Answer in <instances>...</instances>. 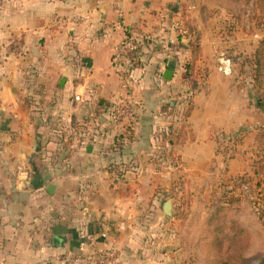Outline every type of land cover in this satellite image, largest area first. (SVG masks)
Returning a JSON list of instances; mask_svg holds the SVG:
<instances>
[{
  "label": "crops",
  "instance_id": "crops-1",
  "mask_svg": "<svg viewBox=\"0 0 264 264\" xmlns=\"http://www.w3.org/2000/svg\"><path fill=\"white\" fill-rule=\"evenodd\" d=\"M246 17L211 0H0V264H87L82 238L106 264H182L163 196L185 176L263 178L240 63L263 36ZM125 36L131 74L111 62ZM120 104L134 121L115 130Z\"/></svg>",
  "mask_w": 264,
  "mask_h": 264
},
{
  "label": "rangeland",
  "instance_id": "rangeland-1",
  "mask_svg": "<svg viewBox=\"0 0 264 264\" xmlns=\"http://www.w3.org/2000/svg\"><path fill=\"white\" fill-rule=\"evenodd\" d=\"M211 1L229 9L237 20L246 14V27L254 30V26H259L258 36H263L257 55H244L240 63L244 74L242 83L248 84L252 104L257 108L252 125L257 128V138L264 149V18L260 23L257 20L261 14L260 1L264 0ZM186 10L184 7L185 19H188ZM260 54L263 68L256 65ZM58 139V142L66 143L61 134ZM254 178L242 175L225 179L218 175L214 181L207 182L203 178L185 176L184 181L175 184L176 189L163 196L161 206L167 200L172 202L173 215L166 216L171 226L169 230L177 233L181 242L182 264H264V212L261 205L264 191ZM261 183L263 188L264 177Z\"/></svg>",
  "mask_w": 264,
  "mask_h": 264
},
{
  "label": "built area",
  "instance_id": "built-area-1",
  "mask_svg": "<svg viewBox=\"0 0 264 264\" xmlns=\"http://www.w3.org/2000/svg\"><path fill=\"white\" fill-rule=\"evenodd\" d=\"M140 48V41L134 37L125 36L121 42L118 44L116 51L114 52L111 62L113 67L119 72L130 73L131 71L127 66H131L132 61L137 56V53ZM218 69L225 75H231L233 73V62L232 58L222 53L218 58ZM76 100H80L81 96L76 95ZM133 106L132 105H118V107L112 113V125L115 130H118L123 126L124 122L127 120L130 121V124L133 123ZM103 237L107 236V233H102ZM88 238H82L79 245V253L75 256V259L84 260L87 264H106L108 256L110 255L109 250H99L88 252Z\"/></svg>",
  "mask_w": 264,
  "mask_h": 264
},
{
  "label": "water",
  "instance_id": "water-1",
  "mask_svg": "<svg viewBox=\"0 0 264 264\" xmlns=\"http://www.w3.org/2000/svg\"><path fill=\"white\" fill-rule=\"evenodd\" d=\"M173 68H174V64L170 63L168 65V69L166 70V72L164 74L165 78L171 79ZM54 189H55V184H50V185L47 186V190L52 192V193L54 192ZM163 209H164V212H165L166 215H168V216H172L173 215V213H172V202L170 200H167L164 203ZM65 233H66L65 226H63V225L56 226L55 236H54V240H53L54 244L59 245L60 243H62L63 240H64V234Z\"/></svg>",
  "mask_w": 264,
  "mask_h": 264
},
{
  "label": "trees",
  "instance_id": "trees-1",
  "mask_svg": "<svg viewBox=\"0 0 264 264\" xmlns=\"http://www.w3.org/2000/svg\"><path fill=\"white\" fill-rule=\"evenodd\" d=\"M260 10H261V14H260V17H258L257 18V20H258V23H260L261 22V19H263L264 18V1H260ZM228 8V7H227ZM228 11H229V9H228ZM193 45V47H194V51L195 50H197V44H192ZM257 51H256V54H255V56L257 55ZM256 65L257 66H260L261 68H263V60H262V55L260 54V55H258V58H257V60H256ZM187 68H188V71L191 69V65L190 64H188L187 65ZM259 169H260V171H259V173H260V176H262V177H264V157L259 161ZM263 183V182H262ZM262 183L260 182V181H258V185H259V187H260V189L262 190V191H264V186H263V188H262ZM262 206H263V209H262V211L264 212V198H263V203L261 204Z\"/></svg>",
  "mask_w": 264,
  "mask_h": 264
}]
</instances>
